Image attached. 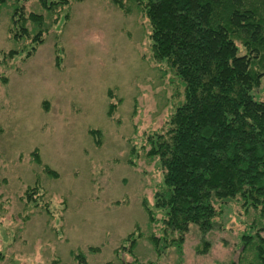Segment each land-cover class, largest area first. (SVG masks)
<instances>
[{
  "label": "rangeland",
  "instance_id": "obj_1",
  "mask_svg": "<svg viewBox=\"0 0 264 264\" xmlns=\"http://www.w3.org/2000/svg\"><path fill=\"white\" fill-rule=\"evenodd\" d=\"M25 7L45 14L49 28L27 56L30 39L13 41L10 3L0 7V264H77L74 252L89 264L237 261L240 236L258 213L238 203L223 207L206 253L197 252L196 226L182 246L164 242L177 235L165 234L155 206L163 174L146 155L147 136L166 129L184 87L154 59L144 12H123L111 0L72 1L51 16L38 0ZM11 49L21 53L7 57ZM255 97L264 100V77Z\"/></svg>",
  "mask_w": 264,
  "mask_h": 264
},
{
  "label": "trees",
  "instance_id": "obj_2",
  "mask_svg": "<svg viewBox=\"0 0 264 264\" xmlns=\"http://www.w3.org/2000/svg\"><path fill=\"white\" fill-rule=\"evenodd\" d=\"M28 1L0 0V7L10 3L9 33L16 43L30 39L31 47L20 49L30 56L43 43L49 23L42 12L27 11ZM38 1L51 16L82 0ZM111 1L123 12L132 7L144 12L154 59L165 61L184 87L166 129L147 136L146 155L158 160L163 174L155 206L164 212L165 234L177 235L163 238L166 246H182L196 226L197 252L206 253L223 207L238 203L245 213L251 208L258 213L241 234L240 254L232 264H264V100L255 97L264 77V0ZM115 108L110 104L108 114ZM33 157L41 162L37 151ZM45 171L58 176L49 167ZM144 207L150 223L158 222L147 202ZM149 239L160 251V237L152 233ZM128 240L132 251L133 233ZM73 254L77 264H89L83 252Z\"/></svg>",
  "mask_w": 264,
  "mask_h": 264
}]
</instances>
